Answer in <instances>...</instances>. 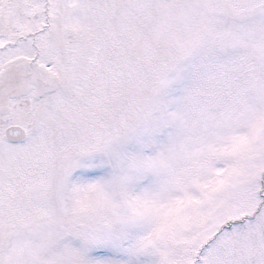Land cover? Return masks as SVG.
Masks as SVG:
<instances>
[{
    "label": "snow or ice",
    "instance_id": "6c2138e0",
    "mask_svg": "<svg viewBox=\"0 0 264 264\" xmlns=\"http://www.w3.org/2000/svg\"><path fill=\"white\" fill-rule=\"evenodd\" d=\"M0 264H264V0H0Z\"/></svg>",
    "mask_w": 264,
    "mask_h": 264
}]
</instances>
